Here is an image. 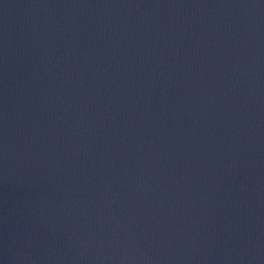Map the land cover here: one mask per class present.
Here are the masks:
<instances>
[{
  "label": "water",
  "instance_id": "1",
  "mask_svg": "<svg viewBox=\"0 0 264 264\" xmlns=\"http://www.w3.org/2000/svg\"><path fill=\"white\" fill-rule=\"evenodd\" d=\"M0 264H264V0H0Z\"/></svg>",
  "mask_w": 264,
  "mask_h": 264
}]
</instances>
